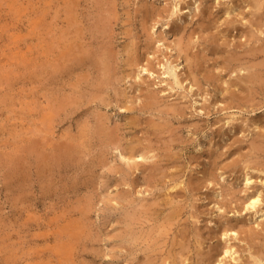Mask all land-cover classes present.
<instances>
[{"label": "rangeland", "instance_id": "rangeland-1", "mask_svg": "<svg viewBox=\"0 0 264 264\" xmlns=\"http://www.w3.org/2000/svg\"><path fill=\"white\" fill-rule=\"evenodd\" d=\"M68 1L0 0V264H172L176 254L179 262L186 253L188 261L178 264L252 261L250 238L264 237L256 208L246 204L253 189H264V154L257 150L264 141V88L251 91L242 82L249 67L236 73L221 67L231 52L253 63L264 59V53H245L264 42V34L251 25L247 2L75 0L80 21L86 20L80 24L63 18L68 19L63 16ZM234 3L244 11L237 17L226 12ZM105 9L107 26L100 24ZM214 15L221 17L220 33L221 27L212 25ZM240 15H246L244 21ZM224 17L235 20V27L226 28ZM205 21L213 26L209 36ZM253 33L260 39L249 40ZM178 38L186 41L183 49ZM79 44L89 57L78 59L85 54ZM65 45L69 52L62 50ZM106 45L117 50L111 78L95 61ZM230 81L240 82L234 86L236 101L229 95ZM111 130L113 138L106 135ZM35 141L45 146L28 145L35 152L27 148ZM72 145L71 157L62 155ZM167 150L175 155L170 158ZM246 172L253 175L251 185L245 183ZM176 205L179 218L166 221ZM183 245L184 255L177 253Z\"/></svg>", "mask_w": 264, "mask_h": 264}, {"label": "bare ground", "instance_id": "bare-ground-1", "mask_svg": "<svg viewBox=\"0 0 264 264\" xmlns=\"http://www.w3.org/2000/svg\"><path fill=\"white\" fill-rule=\"evenodd\" d=\"M82 1V0H81ZM98 1V0H97ZM103 1H105V3H109L110 1L109 0H103ZM102 0H101V2H103ZM235 1H239V0H235ZM242 1V0H241ZM243 1H246L247 2V4L245 5V6H249L250 7V10H249V12H252V14L251 15H254V17L252 18V17H250L249 19H251V21H252V19H253V23L251 24L252 26H253V24H256V28L260 31V34L262 33V34H264V0H243ZM98 2H100V1H98ZM100 2V3H101ZM112 2V1H111ZM230 2V1H229ZM228 2V3H229ZM233 2V1H232ZM104 3V4H105ZM107 3V4H108ZM236 3V2H235ZM235 3L233 4V5H231L230 7V10H227L226 12L228 13V15L229 14H234L235 13V15H236V17H237V15L238 14H241V13H243L244 11H243V9L242 10H237V8L239 9V6L237 7V8H235ZM79 4H81V3H79ZM112 4H113V2H112ZM242 4V3H241ZM64 5V4H63ZM101 5V4H100ZM106 5V4H105ZM104 5V6H105ZM228 5V4H227ZM243 5V4H242ZM64 6H66V5H64ZM81 6V8H82V6L83 5H80ZM103 6V5H102ZM102 6H100V8H103ZM107 6V5H106ZM150 6V5H149ZM213 6V5H212ZM63 7V6H62ZM109 9H111L112 7H110L109 5L107 6ZM104 8H106V7H104ZM103 8V9H104ZM108 8H106V9H108ZM208 8H210V7H208ZM229 8V7H228ZM242 8H244V6H242ZM246 8V7H245ZM245 8H244V10H245ZM99 9V8H98ZM102 9V10H103ZM104 10L105 11V13L103 14V16L102 17H100L101 18V22L100 21H98V22H100V24H103V21H105L104 23H106V18H107V12H108V10ZM114 9V11L116 10L115 8H113ZM113 9H111V10H113ZM152 9V8H151ZM150 9V11H151V13L153 12V10H151ZM64 10H67V13H66V11L65 12H63L64 14H63V16L64 15H67L68 14V19L66 18V17H63L64 19H65V21L67 20H69V22H80V24H81V21H80V16H81V14L79 15V9H78V2H75V0H69L68 1V3H67V8H63V11ZM202 10H204V9H202ZM213 10V9H212ZM226 10V9H225ZM114 11H112L111 13H113L114 15H116L115 13L117 12H115L114 13ZM147 11V10H146ZM224 11V10H223ZM222 12V11H221ZM225 12V13H226ZM248 12V13H249ZM66 13V14H65ZM99 13V12H98ZM102 13V12H101ZM110 13V12H109ZM149 13V12H148ZM209 13V12H208ZM224 13V14H225ZM112 14V15H113ZM86 15V14H85ZM98 15V14H97ZM202 15V14H201ZM100 16V15H99ZM111 16V15H110ZM208 16V15H207ZM233 16V15H232ZM246 15H240V19L242 20L243 18H246L245 17ZM97 17V16H96ZM109 17V16H108ZM162 17V16H161ZM215 17H217V18H215ZM84 18H86V17H84ZM100 18H98V20L100 19ZM201 18V17H200ZM213 18H215V20H213V26H220V25H218L217 23L219 22V19L221 18L220 17V15H218V16H213ZM225 18V17H224ZM87 19V18H86ZM211 19V18H210ZM85 20V19H84ZM83 20V21H84ZM146 20H147V18H146ZM203 20V19H202ZM205 20V19H204ZM225 21L223 22L224 24H225V27L226 28H228V29H232V28H234L235 27V24H234V22H235V20H233V19H230V18H225L224 19ZM233 20V21H232ZM246 20V19H245ZM248 20V19H247ZM246 20V21H247ZM83 21H82V23H83ZM89 21V20H88ZM96 21H97V19H96ZM108 21V20H107ZM223 21V20H222ZM242 21H244V20H242ZM249 21V20H248ZM85 22H86V20H85ZM94 22V21H93ZM109 22V21H108ZM231 22V23H230ZM109 23H111V22H109ZM113 23V22H112ZM111 23V24H112ZM189 23V22H188ZM240 23V22H239ZM66 24V23H65ZM110 24V25H111ZM146 24V23H145ZM200 24V23H199ZM203 24V23H202ZM68 25H70L71 26V24L69 23L68 24V22H67V25H66V27H69ZM84 25V24H83ZM105 24H103V26H104ZM115 25V24H114ZM201 25V24H200ZM211 24H209L208 22H206L205 21V26L203 27V30H205V35L204 36H206V35H210L209 34V32L211 31V28L213 27ZM102 25H100L99 27H101ZM105 26H107V25H105ZM112 26V25H111ZM116 26V25H115ZM73 27V26H72ZM78 27V26H77ZM186 27V26H185ZM216 27H215V29H216ZM221 27V26H220ZM224 27V26H223ZM223 27H221V28H219V30H216L218 33H220L219 31H221L222 30V28ZM246 27V26H245ZM247 27H250V25L249 26H247ZM71 28V27H70ZM74 28V27H73ZM85 28V27H84ZM88 28V27H87ZM86 28V29H87ZM91 28V27H90ZM93 28V27H92ZM91 28V29H92ZM98 28V27H97ZM104 28V27H103ZM144 28V27H143ZM81 29V28H80ZM98 29H100V28H98ZM102 29V28H101ZM106 29V28H105ZM214 29V28H213ZM247 29H249V28H247ZM72 30V29H71ZM74 30V29H73ZM72 30V31H73ZM76 30V31H75ZM74 31L75 32H77L78 30L77 29H75ZM107 30V29H106ZM111 30V29H110ZM234 30V29H233ZM239 30V29H238ZM195 31H197V30H195ZM215 31V30H214ZM244 31V30H243ZM258 31V32H259ZM81 32V31H80ZM79 32V33H80ZM104 32V31H103ZM102 32V33H103ZM112 32H113V30H112ZM146 32V31H145ZM192 32V31H191ZM222 32V31H221ZM224 32V31H223ZM249 32V31H248ZM253 32V31H252ZM66 33V32H65ZM78 33V32H77ZM78 33V34H79ZM240 33V32H239ZM82 34V33H81ZM81 34H79L80 36H81ZM95 34V33H94ZM105 34V33H104ZM112 34V33H111ZM195 34H197V32L195 33ZM213 34V33H212ZM243 35H244V33H242ZM242 34H240V35H242ZM69 35V34H68ZM73 35V34H72ZM72 35H70V36H72ZM86 35V34H85ZM214 35V34H213ZM69 36V37H70ZM75 36V35H74ZM91 36H92V34H91ZM106 36V35H105ZM190 36V35H189ZM192 36H193V34H192ZM201 36H202V34H201ZM220 36V35H219ZM218 36V39L221 37H219ZM236 36V35H235ZM239 36V35H238ZM262 36V35H261ZM68 36L66 37V39L67 38H69ZM75 37H77V36H75ZM75 37H71V38H75ZM82 37H83V34H82ZM249 37V36H248ZM248 37H247V40H248ZM79 37H77V39H78ZM84 38V37H83ZM92 38V37H91ZM101 38H103V37H101ZM107 37H104L103 39H106ZM112 38V37H111ZM114 38V37H113ZM180 38H181V36H180ZM180 38H178V40H177V42L180 40ZM193 38V37H192ZM214 38V37H213ZM217 37H215V39H216ZM223 38V37H222ZM260 39V36H259V34H256V33H253V34H251V36H250V39L249 40H252V39ZM80 39V38H79ZM87 39V38H86ZM205 39H207V38H205ZM83 40V39H82ZM97 40V39H96ZM107 40H108V38H107ZM110 40V39H109ZM114 40V39H113ZM224 40V39H223ZM264 40V39H263ZM69 41H72V40H70L69 39ZM69 41H68V39H67V41H65L66 43L68 42L69 43ZM78 41H80V40H78ZM89 41H90V39H89ZM102 41H104V40H102ZM181 41V40H180ZM215 41V40H214ZM260 41V40H259ZM75 42H76V39H75ZM186 42V41H185ZM185 42L183 41H181V42H178V44H179V46H180V49L182 48L181 47V44H185ZM187 42H189L188 40H187ZM192 42V41H191ZM216 42V41H215ZM218 42V41H217ZM254 42L256 43V41L254 40ZM73 43H74V41H73ZM83 43V42H82ZM103 43V42H102ZM110 43V42H109ZM149 43V42H148ZM196 43V42H195ZM222 43V42H221ZM262 43V42H261ZM65 44V43H64ZM112 43H110V45H111ZM187 44V43H186ZM190 45H191V43H189ZM67 45H71V42H70V44H67ZM79 45H81V47L80 48H82V49H80L79 48V50H84L85 48H83L82 46V44H79ZM86 45V44H85ZM241 45V44H240ZM252 45H253V43H252ZM257 45V44H256ZM256 45H254V46H256ZM259 45V44H258ZM105 46V45H104ZM107 46V45H106ZM184 46V45H183ZM65 47H69V46H64V48ZM74 47V46H73ZM79 47V46H78ZM94 47V46H93ZM187 47H189V45L187 44ZM71 48V47H70ZM76 48H77V46H76ZM185 48V47H184ZM191 48H192V46H191ZM257 49H256V52H253V51H255V50H253V47H252V50L250 51V49L248 48V50H249V52H247V51H245V53H247V55H249V56H258V55H260V54H258V53H264V42L258 47H256ZM118 49V48H117ZM183 49V48H182ZM225 49V48H224ZM62 50H64V52H65V50H67L66 48L65 49H63L62 48ZM62 50H61V53L62 54H65V53H63L62 52ZM113 50V49H112ZM112 50H111V48H110V46H107V47H105V49H103L102 51H101V55L100 56H98V57H96L97 59H95V61L97 62V64H101L102 65V70H103V73L106 75V77L108 78L109 76V74L111 73V71H112V67H114V66H112L111 65V61H112V59H113V55H114V53L117 51L116 49V51L114 50V53L112 52ZM187 50V49H186ZM192 50V49H191ZM50 51V50H49ZM68 52H69V49L67 50ZM90 51V50H89ZM88 51V52H89ZM180 51V50H179ZM182 51H184V50H182ZM84 52H85V54H83V56H77L78 57V59H83V58H85V57H89V54H87L86 53V51L84 50ZM220 52H223V50H221ZM74 53V52H73ZM135 53V52H134ZM150 53V52H149ZM184 53H186V55L188 54L187 52H184ZM238 53V52H237ZM236 52H234V53H232L231 52V54L230 53H228V54H230L229 55V58H228V64H226L225 62H224V64H222V68L223 67H225L227 70H229L230 72H232V71H237V70H239V71H241L242 69H244V71L243 72H245V68H246V70H247V67H249L248 69H250L249 71H248V73H247V71H246V73H247V75L245 76V81H242V82H248L247 84H250L249 86L251 87L250 88V90L251 91H256L257 92V86H259L260 88H264V59L262 60V58L263 57H260L261 58V60H258V62L256 61V63H253L254 61H253V59L251 60L250 59V61H248L247 59L245 60V58H244V60L242 59L243 58V55L242 54H237ZM62 54H60V55H62ZM75 54V53H74ZM117 54V53H116ZM136 54V53H135ZM199 54V53H198ZM197 54V55H198ZM227 54V55H228ZM66 55V54H65ZM65 55H63V57H65ZM79 55H81V54H79ZM185 55V56H186ZM194 55V54H193ZM206 55V54H205ZM68 56V55H67ZM72 56V55H71ZM71 56H70V59H71ZM221 55H219V57H220ZM92 57V56H91ZM115 57V56H114ZM133 57V56H132ZM186 57H188V55L186 56ZM223 57V56H222ZM36 58V57H35ZM66 59H65V61L66 60H68L67 59V57H65ZM189 58V57H188ZM192 58V57H191ZM221 58V57H220ZM224 58V57H223ZM246 58H248V57H246ZM56 59V58H55ZM73 59H75V57H73ZM72 59V60H73ZM118 59V58H117ZM133 59H135V58H133ZM137 59H138V56H137ZM206 59V58H205ZM216 59H217V57H216ZM257 59V58H256ZM37 60H38V58H37ZM132 60V59H131ZM202 60V59H201ZM44 61H45V59H44ZM43 61V62H44ZM59 61V60H58ZM71 60H69V62H70ZM118 61V60H117ZM138 61V60H137ZM193 61H195L194 59H193ZM226 61V60H225ZM248 61V62H247ZM251 61H252V63H251ZM259 61H261V62H259ZM43 62H40V63H43ZM46 62V61H45ZM44 62V63H45ZM63 62V61H62ZM67 62V61H66ZM115 62V61H114ZM135 62H136V60H135ZM202 62V61H201ZM250 62V63H249ZM35 63H36V60H35ZM59 62H56V64H58ZM88 63V62H87ZM118 63V62H117ZM38 64V63H37ZM47 64V63H46ZM45 64V65H46ZM61 64V63H60ZM115 64V63H114ZM119 64V63H118ZM220 64V65H221ZM21 65V64H20ZM35 65V64H34ZM36 66V65H35ZM34 66V67H35ZM40 66H42V65H39V67ZM62 66V65H61ZM64 66V65H63ZM141 66V65H140ZM33 67V66H32ZM87 67V66H86ZM190 67V66H189ZM120 68V67H119ZM145 68V67H144ZM214 68H216V67H214ZM219 68V67H218ZM217 68V69H218ZM225 68H224V70H225ZM65 69V68H64ZM64 69H62L63 71H64ZM91 69V68H90ZM114 69V68H113ZM136 69H137V66H136ZM38 70V69H37ZM61 70V71H62ZM115 70V69H114ZM123 70V69H122ZM145 70V69H144ZM191 70H192V68H191ZM85 71H87V70H85ZM90 71V70H89ZM147 71H150V70H147ZM171 71V73L172 74H174L175 75V80H176V82L177 83H180V79L178 78V76L176 75V73H175V71H173V69L172 70H170ZM220 71H222L221 70V68H220ZM234 71V72H235ZM239 71L237 72V74H240L241 75V72L239 73ZM83 72H84V70H83ZM113 72V71H112ZM191 72H193L194 73V71H191ZM242 72V73H243ZM63 73V72H62ZM76 73V72H75ZM87 73V72H86ZM171 73H169V74H171ZM228 73V72H227ZM236 73V72H235ZM77 74V73H76ZM62 75V74H61ZM65 75V74H64ZM82 75V74H81ZM88 75V74H87ZM192 75V74H191ZM210 75V74H209ZM208 75V76H209ZM218 75V74H217ZM233 75V74H232ZM243 76H244V74H242ZM188 76V75H187ZM195 76H196V74H195ZM206 76V75H205ZM212 76V75H211ZM221 76V75H220ZM87 77V76H86ZM236 77H238L237 75H236ZM59 78V77H58ZM80 78H81V76H80ZM109 78H111V77H109ZM114 78V77H113ZM116 78H117V76H116ZM193 78V77H192ZM196 78V77H195ZM218 78V77H217ZM242 78V77H241ZM187 79V78H186ZM194 79V78H193ZM235 79V78H234ZM233 79V80H234ZM60 80V79H59ZM73 80V79H72ZM83 80V79H82ZM241 80H243V78L242 79H240V76H239V81L241 82ZM107 81H112V80H106L105 82H107ZM236 82V81H230V82H227V83H229V86L231 85L233 88H232V90H230V97H231V101H236V100H234V99H239V95L236 93V90H234V86H239L240 87V82ZM101 82H103V81H101ZM100 81H99V83H101ZM108 82V83H109ZM226 82V81H225ZM70 83V82H69ZM78 84V82H75V84ZM183 84V83H182ZM181 84V85H182ZM96 85H97V83H96ZM99 85V84H98ZM97 85V86H98ZM74 86V85H73ZM77 86V85H76ZM108 86V85H107ZM248 86V87H249ZM75 87V86H74ZM78 88V87H77ZM106 88V87H105ZM246 88V87H245ZM98 89H100V88H98ZM109 89V88H108ZM239 89V88H238ZM242 89V88H241ZM69 90V89H68ZM73 90V89H72ZM79 90H80V87H79ZM225 90H228V88L227 89H225ZM246 90V89H245ZM249 90V91H250ZM264 90V89H263ZM77 92V91H76ZM92 92V91H91ZM227 92V91H226ZM70 92L68 91V94H69ZM72 93V92H71ZM70 93V94H71ZM79 93V92H78ZM96 93V92H95ZM239 93V92H238ZM243 93V92H242ZM59 94V93H58ZM76 94V93H75ZM97 94V93H96ZM226 94V93H225ZM249 94H250V92H249ZM77 95V94H76ZM228 95V94H227ZM71 96H73V94L71 95ZM147 97H149V95H146ZM152 96V95H151ZM74 97H75V95H74ZM94 97H95V95H94ZM97 97H98V94H97ZM236 97H238V98H236ZM65 98V97H64ZM68 98H69V96H68ZM96 98V97H95ZM94 98V99H95ZM100 98H101V95H100ZM103 98V97H102ZM153 98H154V96H153ZM226 98H227V96H226ZM70 99L71 100H73L71 97H70ZM69 99V100H70ZM75 99H77V98H75ZM249 99V98H248ZM251 99V98H250ZM61 100V98L59 99V101ZM68 100V99H67ZM104 100V99H103ZM150 100H151V98H150ZM241 100V99H240ZM255 100V99H254ZM65 101H66V98H65ZM78 101V100H77ZM154 101V100H153ZM72 102H74V101H72ZM155 102V101H154ZM247 102V101H246ZM70 103V102H69ZM259 103V102H258ZM60 104V103H59ZM63 104V103H62ZM61 105V104H60ZM146 105H147V103H146ZM151 106H152V103L150 104ZM153 105H155V103L153 104ZM62 106V105H61ZM149 106V105H148ZM63 107H64V105H63ZM66 107V106H65ZM175 107V106H174ZM151 108V107H150ZM169 108V107H168ZM58 109V108H57ZM175 109V108H174ZM172 110V109H171ZM102 114H104V113H102ZM99 116V115H98ZM100 116H102V115H100ZM104 116V115H103ZM105 117V116H104ZM44 118H45V116H44ZM50 118V117H49ZM100 117H98V119H99ZM106 120H107V118H106ZM103 121V120H102ZM101 122V121H100ZM97 123V122H96ZM45 124V123H44ZM100 125V124H99ZM104 125H106V124H104ZM255 125H257V124H255ZM261 126V125H260ZM94 127V126H93ZM96 127V126H95ZM40 128V127H39ZM39 128H38V130H39ZM84 128V127H83ZM112 128V126L110 125V129ZM117 128V127H116ZM36 129V128H35ZM88 129V128H87ZM86 129V130H87ZM82 130V129H81ZM102 130H104V128H103V126H101V131ZM108 130H109V128H108ZM97 131V130H96ZM113 131H115L114 130V128H113ZM112 130H111V132H106V135L110 138H113L114 136H113V132ZM88 132V131H87ZM95 132V131H94ZM103 132H105V130L103 131ZM149 132V131H148ZM80 133H81V131H80ZM35 134V133H34ZM117 134V133H116ZM36 135V134H35ZM82 135V134H81ZM91 135V134H90ZM98 135V134H97ZM45 136V135H44ZM85 136H87V135H85ZM119 136V135H118ZM260 136V135H259ZM72 137V136H71ZM93 137V136H92ZM105 137V136H104ZM116 137V136H115ZM35 138V140L37 139L36 137H34ZM76 138H77V136H76ZM117 139H118V137H116ZM261 139H262V137H261ZM38 140V139H37ZM108 140V139H107ZM119 140H121V139H119ZM145 140V139H144ZM264 140V139H263ZM32 141V140H31ZM63 141H64V139H63ZM87 141H88V139H87ZM113 141H114V139H113ZM113 141L111 140L110 141V143H113ZM118 143L120 142V141H118V140H116ZM152 141V140H151ZM253 142H254V140H252ZM40 142H41V145H43L42 144V141H39V142H33V145H31L32 143H28L27 144V148H30V147H28V145H30V146H33V147H35V143L37 144H40ZM69 142H70V140H69ZM73 142V141H72ZM76 142V141H75ZM83 142V141H82ZM81 143V142H80ZM85 143V142H84ZM88 143V142H87ZM108 143H109V140H108ZM37 144V145H38ZM86 144V143H85ZM104 144H106V143H104ZM113 144H116L115 142L113 143ZM151 144V143H150ZM260 145H259V147H257V150L261 153V155H262V153L264 154V141H262L261 143H259ZM63 145H65V144H63ZM74 145V144H73ZM71 146V147H68L67 149H66V151H64L63 153H62V155H64V154H68L70 157H71V153H73L72 151L74 150V149H76V148H74V146ZM83 145V144H82ZM101 145H102V143H101ZM118 145H120V144H118ZM144 145V144H143ZM257 145V144H256ZM43 146H45V145H43ZM90 146V145H89ZM169 146V145H168ZM60 147V146H59ZM78 147V146H77ZM82 147V146H81ZM87 147V146H86ZM39 148H41L40 146H39ZM74 148V149H73ZM145 148V147H144ZM162 148V147H161ZM30 149H33L32 151H34V149H36V148H30ZM45 149H47V148H45ZM62 149H64V148H62ZM73 149V150H72ZM90 149V148H89ZM155 149V148H154ZM163 149V148H162ZM165 149H169V148H165ZM41 150H43V148L41 149ZM59 150V149H58ZM61 150V149H60ZM135 150H137V151H139V149H135ZM169 150H171V149H169ZM169 150H167L168 151V155L170 154V151ZM256 150V149H255ZM27 151H28V149H27ZM31 151V150H30ZM31 151V153H33ZM36 151V150H35ZM34 151V152H35ZM37 151H39V154H41L40 152V149H37ZM50 151H51V149H50ZM53 151V150H52ZM74 151H76V150H74ZM81 151V153H83V150L81 149L80 150ZM89 151V150H88ZM136 151V152H137ZM21 152V151H20ZM48 152V151H47ZM69 152H71V153H69ZM144 152V151H143ZM153 152V151H152ZM155 152H156V149H155ZM163 152H164V149H163ZM19 153V152H18ZM22 153V152H21ZM45 153V152H44ZM77 153H78V151H77ZM138 153V155H141V157H145V155L144 154H142V153H139V152H137ZM165 153H167V152H165ZM259 153V154H260ZM36 154V153H35ZM38 154V155H39ZM51 154V153H50ZM76 154V153H75ZM156 154H157V152H156ZM171 154H173V153H171ZM170 154V155H171ZM34 155V154H33ZM37 155V154H36ZM35 155V156H36ZM54 155H56V154H54ZM151 155V154H150ZM150 155H148L149 157H150ZM154 155V154H153ZM158 155V154H157ZM166 155V154H165ZM168 155H166L167 156V158H168ZM170 155H169V157H170ZM173 155H175V154H173ZM28 156V155H27ZM34 156V159L36 158ZM43 156H46V155H43ZM42 156V157H43ZM58 156V155H57ZM56 156V157H57ZM73 156V155H72ZM132 156H135V155H132ZM164 156V155H163ZM40 158H41V155H40ZM76 158H78V156L76 157ZM84 158V157H83ZM151 158V157H150ZM171 158V157H170ZM41 159H44V158H41ZM40 159V160H41ZM51 159V158H50ZM68 159H69V157H68ZM67 159V160H68ZM79 159V158H78ZM142 159V158H141ZM160 159V158H159ZM158 159V160H159ZM60 160H61V158H60ZM73 160V159H72ZM71 160V161H72ZM77 160V159H76ZM143 160V159H142ZM42 161V160H41ZM40 161V162H41ZM44 161V160H43ZM47 161V160H46ZM69 161V160H68ZM70 161V162H71ZM80 161V160H79ZM37 162V161H36ZM39 162V161H38ZM37 162V164L39 165V163ZM52 162V161H51ZM64 162H65V160H64ZM151 162V161H150ZM160 162V161H159ZM158 162V163H159ZM263 162V161H262ZM49 163V162H48ZM76 163V162H75ZM102 163V162H101ZM167 163V162H166ZM258 163V162H257ZM21 164V163H20ZM26 164V163H25ZM43 164V163H42ZM44 164L46 165V163H45V161H44ZM43 164V165H44ZM143 164V163H142ZM142 164H140V165H142ZM170 164V163H169ZM173 164V163H172ZM176 164V163H175ZM256 164V163H255ZM259 164H263V163H261V162H259ZM258 164V165H259ZM43 165H42V167H43ZM134 165V164H133ZM151 165H154V164H151ZM157 165V164H156ZM264 165V164H263ZM40 167V170L38 169V172L39 171H41V165H39ZM131 166V165H130ZM166 166V165H165ZM45 167V166H44ZM141 167V166H140ZM146 167V166H145ZM46 168V167H45ZM52 168H53V166H52ZM54 168H55V166H54ZM135 168V167H134ZM136 168H137V166H136ZM135 168V169H136ZM158 169V168H157ZM50 170V169H49ZM53 170V169H52ZM178 170V169H177ZM183 169H181V171H182ZM211 170V169H210ZM16 171V170H15ZM135 171V170H134ZM158 171V170H157ZM12 172H14V170L12 171ZM22 172V171H21ZM47 172H48V170H47ZM46 172V173H47ZM180 172V171H179ZM179 172H176L177 173V175L179 174ZM40 173V172H39ZM42 173V172H41ZM223 173V172H222ZM152 174V173H151ZM210 174V173H209ZM23 175V174H22ZM222 175V174H221ZM27 176H28V174H27ZM30 176V175H29ZM28 176V177H29ZM156 176V175H155ZM168 176V175H167ZM174 176V175H173ZM211 176H213V175H211ZM258 176V175H257ZM260 176V175H259ZM39 177H40V174H39ZM46 177V176H45ZM49 177V176H48ZM171 177V176H170ZM210 177V176H209ZM16 178V177H15ZM43 178V177H42ZM155 178V177H154ZM180 178V180H181V177H179ZM20 179V178H19ZM24 179V178H23ZM156 179V178H155ZM170 179H172V177L170 178ZM49 180H52V178L50 179L49 178ZM47 181V179L46 180H43L44 182H46L47 183V185H48V182H49V185H50V183L52 182H50V181ZM184 180V179H183ZM253 175H251V174H249L248 172H246V175H245V183H246V185H251V183L253 182ZM189 181V180H188ZM215 181V180H214ZM220 181V180H219ZM173 182H176V181H173ZM20 183H21V181H20ZM20 183H19V185H20ZM23 183H24V181H23ZM46 183H45V185H46ZM177 183V182H176ZM174 184V187H176V185L177 184ZM183 183V182H182ZM181 183V184H182ZM187 183H189V182H187ZM22 184V183H21ZM27 184V183H26ZM186 185V184H185ZM25 186V185H24ZM178 186V185H177ZM182 187H183V184L181 185ZM192 186V185H191ZM186 187V186H185ZM184 188V187H183ZM187 188V187H186ZM237 188V187H236ZM244 189V188H243ZM256 189V188H255ZM261 191H262V189H261ZM261 191H255L254 189L251 191V193L248 195V198H247V203L246 204H248V206L249 207H253V208H256V212H255V216L257 215V217L258 218H260L261 220L259 221V224H261L262 226H263V228H264V208L262 207V201H263V194H262V192H264V189H263V191L261 192ZM232 192V191H231ZM235 193V192H234ZM233 193V194H234ZM227 194V193H226ZM229 194V193H228ZM231 194V193H230ZM169 199H170V201H171V198H170V195H168L167 196ZM171 197H173V195L171 196ZM233 198V197H232ZM231 198V199H232ZM239 199V198H238ZM237 199V200H238ZM166 200H167V198H166ZM165 200V201H166ZM240 200V199H239ZM170 201H168V203H171ZM245 202V201H244ZM264 202V201H263ZM245 204V203H244ZM89 205V204H88ZM175 205V204H174ZM170 206V205H169ZM180 207H181V205H180ZM247 207V206H246ZM149 208V207H148ZM172 208V207H171ZM173 210L172 211H170L169 212V214H167V216H166V221L167 220H169V221H171L172 219L171 218H175L179 213H181V211H180V209H179V207L176 205L174 208H172ZM169 211V210H168ZM151 212V211H150ZM167 213V212H166ZM139 215H141V214H139ZM138 215V216H139ZM165 215V214H164ZM180 215V214H179ZM153 217V216H152ZM178 218H179V216H177ZM178 218H176V219H178ZM160 219H164V218H160ZM171 219V220H170ZM131 220V219H130ZM175 220V219H174ZM150 221V220H149ZM161 221H163V220H161ZM131 223V222H130ZM129 223V224H130ZM256 223V222H255ZM135 223H133V225H134ZM165 224V223H164ZM171 224V223H170ZM159 225V224H158ZM169 225V224H168ZM167 225V226H168ZM156 226V225H155ZM161 226V225H160ZM186 226V225H185ZM235 226V225H234ZM233 226V227H234ZM241 226V225H240ZM162 227V226H161ZM178 227V226H177ZM163 228V227H162ZM183 228H187V227H183ZM225 228V227H224ZM263 228H262V230H263ZM132 229H134V228H132ZM181 229H182V227H181ZM187 229H189V228H187ZM236 229V228H235ZM252 229V228H251ZM251 229H249V230H251ZM127 230V229H126ZM168 230H170L169 228H168ZM180 230V229H179ZM178 230V231H179ZM155 231V230H154ZM134 232V231H133ZM182 232V231H181ZM225 232H228V230L227 231H225ZM255 232V231H254ZM253 232V233H254ZM257 232V231H256ZM190 233V232H189ZM149 234V233H148ZM259 234V233H258ZM130 235H132V234H130ZM137 235V234H136ZM175 235V234H174ZM181 235H182V233H181ZM188 235V234H187ZM252 235V234H251ZM264 235V234H263ZM134 236V235H133ZM141 236V235H140ZM146 236H147V234H146ZM149 236V235H148ZM180 236V235H179ZM261 235L259 234V235H252L251 236V242H253V248L251 247V254L252 255H249V256H252V261H249V263H246L245 261H242L243 263L242 264H264V237L263 238H258V237H260ZM185 237V236H184ZM131 238V237H130ZM173 238V237H172ZM259 239V241L257 240V241H255L256 239ZM141 239V238H140ZM153 239H154V237H153ZM244 239H245V237H244ZM134 240V239H133ZM136 240V239H135ZM180 240V239H179ZM137 241V240H136ZM144 241V240H143ZM172 241V240H171ZM181 241V240H180ZM179 241V242H180ZM186 241V240H185ZM135 242V241H134ZM175 242V241H174ZM173 241H172V244L174 243ZM142 243V242H141ZM176 243H178V242H176ZM181 243V242H180ZM199 243V242H198ZM182 244H184V245H186L185 243H184V241H182ZM250 244V243H249ZM183 245V247L181 248V250L180 251H178L177 253H179L180 252V254H185V251H186V246H184ZM187 245H189V243L187 244ZM191 247V246H190ZM175 248V247H174ZM179 248V247H178ZM188 250V249H187ZM211 250V249H210ZM168 251V250H167ZM193 251V250H192ZM229 251V248L228 249H226V252H228ZM231 251V250H230ZM235 251V250H234ZM171 252V251H170ZM173 252V251H172ZM211 252V251H210ZM150 253V252H149ZM234 253V252H233ZM232 253V254H233ZM174 254V253H173ZM176 254V253H175ZM189 254V253H188ZM187 253L185 254V256L180 260V261H184L185 262V260L186 261H188L187 259H189L190 258V255H188ZM190 254H191V251H190ZM231 254V255H232ZM235 254V253H234ZM147 255V254H146ZM168 255H169V253H168ZM177 255L178 254H176V256H174V261L172 262V264H178V263H181L180 261L178 262V258H177ZM182 255V256H183ZM195 255V254H194ZM163 256V255H162ZM170 256V255H169ZM179 256V255H178ZM208 256V255H207ZM248 256V258H250ZM152 257H153V255H152ZM168 257V256H167ZM171 257V256H170ZM209 257V256H208ZM211 257H213V256H211ZM218 257V256H217ZM216 257V258H217ZM230 257V256H229ZM156 258V257H155ZM248 258H247V260H248ZM149 259H151V258H149ZM173 259V258H172ZM176 259V260H175ZM195 259H197L196 257H195ZM201 259H204V258H201ZM200 259V260H201ZM209 259V258H208ZM146 260V259H145ZM144 260V261H145ZM154 260H156V259H154ZM154 260L152 259L151 261H153V263H154ZM191 260V259H190ZM147 261H149V260H147ZM159 261V260H158ZM167 261H169L168 259H167ZM206 261H208V260H206ZM220 261V260H219ZM209 262V264H210V261H208ZM213 262V261H212ZM215 262V261H214ZM161 263V262H160ZM193 263H195L194 262V259H192L188 264H193ZM219 263V262H218ZM147 264V263H146ZM150 264V263H149ZM152 264V263H151ZM156 264V263H155ZM158 264V263H157ZM162 264V263H161ZM169 264V263H168ZM183 264V263H182ZM197 264V263H196ZM212 264V263H211ZM220 264V263H219ZM240 264V263H239Z\"/></svg>", "mask_w": 264, "mask_h": 264}]
</instances>
